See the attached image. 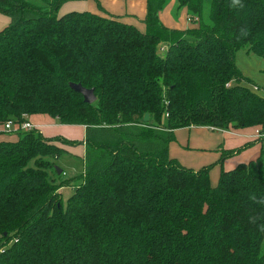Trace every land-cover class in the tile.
Masks as SVG:
<instances>
[{"label":"trees","instance_id":"trees-1","mask_svg":"<svg viewBox=\"0 0 264 264\" xmlns=\"http://www.w3.org/2000/svg\"><path fill=\"white\" fill-rule=\"evenodd\" d=\"M39 1L0 0V131L42 114L85 133L0 140V264H264V205L249 200L264 197V137L258 156L221 169L215 185L209 165L169 153L179 128L264 124V93L235 58L254 52L264 73V0H175L197 18L184 29L161 22L167 0H145L143 30L90 10L58 14L83 0ZM56 142L84 145L65 203L71 178L57 172L67 151Z\"/></svg>","mask_w":264,"mask_h":264},{"label":"crops","instance_id":"crops-1","mask_svg":"<svg viewBox=\"0 0 264 264\" xmlns=\"http://www.w3.org/2000/svg\"><path fill=\"white\" fill-rule=\"evenodd\" d=\"M84 1V0H83ZM88 1V0H85ZM91 2V11L102 14V15H111L113 17H118L120 20L132 23L136 25L135 22H133V7L136 5H139L140 8H143L142 13L143 16L142 19L144 18L145 12H146V2L145 0H89ZM134 3H133V2ZM137 1V2H136ZM172 1V0H171ZM70 2V1H69ZM97 2V3H96ZM174 2L172 1L171 9L168 11H164L165 7L159 12V18L161 22L166 25L167 27L171 28H180L184 29L193 24V22L187 20V12L185 9L181 10H175L174 7ZM129 5V12H125V8L123 6H126L125 4ZM64 5V4H63ZM62 5V6H63ZM62 8V7H61ZM115 12H108V11H114ZM130 17V18H129ZM9 19L4 16V18H0V28L5 26L8 23ZM138 27V25H137ZM140 27V28H139ZM138 28L143 30L141 26ZM241 52H245L247 56L249 55L248 52L252 51H247V50H238L236 52V63L239 65L238 62V54H242ZM255 53L253 52V55ZM239 57L242 58V55H239ZM243 75L246 76L245 72H243L242 68L240 65L238 66ZM262 70V69H261ZM247 77V76H246ZM255 87V85L253 83ZM26 119L29 120L37 130H39V127L46 126V124L51 125L53 122L54 124H57V122L52 119L48 115H31V116H26ZM51 123V124H50ZM59 128H61L62 132L60 134L63 135L66 131H68L67 127L72 128H78L80 130V134L78 138H70L66 137L68 139H83L84 138V133H85V127L82 125H66V124H59ZM1 129V128H0ZM75 130V129H74ZM40 131V130H39ZM179 131H184L186 135V144H184V141H182V144H178L175 140L170 143L169 145V153L170 156L173 158H176L182 165L186 167H190L193 169H198L202 166H206V160L210 159L211 161H215V163L219 162L220 154L222 150H229V149H236L240 146H242L246 142H254L250 144L248 147L242 149V151L233 154L232 156L224 158L222 161L219 162L220 165H217L218 171H214L212 174L210 173V182L212 185H215V180L217 177L220 175L221 169L224 170H229L235 167L237 164L242 163V162H247L260 153V148L261 144L257 140L261 137H264V124L262 126H251V127H245V128H230L226 130L222 129H212L209 127L205 126H190L186 128H179L175 130V134ZM42 132V131H40ZM68 132H73V131H68ZM15 133V132H14ZM60 135V136H62ZM175 135V136H176ZM14 136L13 132L8 133H3L0 131V140L2 139H10V137ZM191 143V144H190ZM181 146V147H180ZM65 150L70 153L73 156H76L80 158L83 162V157H84V145H78V146H63ZM186 149V150H182ZM199 148V149H197ZM198 150V151H192ZM208 149L211 151V153H201L203 151ZM190 150V152H189ZM192 151V152H191ZM218 181V180H217Z\"/></svg>","mask_w":264,"mask_h":264},{"label":"rangeland","instance_id":"rangeland-1","mask_svg":"<svg viewBox=\"0 0 264 264\" xmlns=\"http://www.w3.org/2000/svg\"><path fill=\"white\" fill-rule=\"evenodd\" d=\"M28 1L35 3V4H40L39 0H28ZM124 1H127V0H124ZM172 1H175V0H172ZM172 1L167 0L166 5L164 6L165 7L164 11H168L171 9ZM208 3H209V0H205L206 7H208ZM125 5L126 6H123V8H125V12H129L128 3ZM175 5H176V1L174 2V7H175ZM90 7H91V2L89 0L88 1H85V0L84 1H70V2H66L62 6V8H60V10L58 11V14H62L64 12H67L70 10H78V11L79 10H90L91 11ZM142 10H143V8H140L139 5H136L135 7H133V22L136 23V26L138 25V27L141 26L142 28H144L143 19L141 17V16H143ZM108 12H115V10L114 11H108ZM0 18H4V16L0 14ZM0 25H1V23H0ZM241 53L242 54H238L239 65L242 68L243 72H245V74H247L246 76L251 80V82L247 83V84H249L251 87H254V85H253V83H254L255 85H257V87H255L254 89L256 91H258L259 93H264V73L261 71V69L263 67L262 58L260 56H258L257 54L253 55V52H248L249 55H251V56H247V54L245 52L244 53L241 52ZM239 55H242V58L239 57ZM58 126H60L59 123L54 124V122H53L51 125H48V124H46V126L42 125L41 127H39V130L42 131L41 133L46 137H53L55 135H62V134H60V132H62L61 131L62 129L59 128ZM72 127L73 126H71L70 128L67 127L68 131L69 130L73 131L72 133L66 131L65 133H63L62 136H66V137H70V138H78L79 134H80V130L78 128H72ZM3 133H6V135H7L8 133H11V132H2V134ZM13 135L14 136L10 137L11 139H17L19 136L17 133H14V132H13ZM175 137H176V141L178 144L179 143L182 144L181 143L182 141H184V144H186L185 143L186 142V135H185L184 131H179ZM56 143H57V145H60L61 147H63L60 143H58V142H56ZM197 149H199V148H197ZM182 150H186V149L182 148ZM193 150L194 149H192V151ZM194 151H198V150H194ZM201 151H203L201 153H205V152L211 153V151H209L208 149L201 150ZM189 152H190V150H189ZM55 161H56L55 165H57L58 167L60 166V167H62V169H64V174L62 175V177H70L71 178L69 186L62 187L60 190L63 202L65 203L66 199L72 194L74 186L77 185L80 181L79 177H80V173L83 172V162L80 158L73 156L68 152L61 155ZM205 162H206V165L210 166V170H209V179H210V173L212 174L214 171H216V170L218 171L217 165H220V164H219V162L215 163V161L213 162L210 159H207ZM218 178L219 177L216 178L215 183H217Z\"/></svg>","mask_w":264,"mask_h":264},{"label":"built area","instance_id":"built-area-1","mask_svg":"<svg viewBox=\"0 0 264 264\" xmlns=\"http://www.w3.org/2000/svg\"><path fill=\"white\" fill-rule=\"evenodd\" d=\"M196 19L197 18L187 17V20L191 22H193ZM253 88H255V86ZM23 116L26 117V115ZM33 128H35V126L27 119H25L20 123H17L15 120H9L4 124L3 131L4 132L28 131Z\"/></svg>","mask_w":264,"mask_h":264},{"label":"water","instance_id":"water-1","mask_svg":"<svg viewBox=\"0 0 264 264\" xmlns=\"http://www.w3.org/2000/svg\"><path fill=\"white\" fill-rule=\"evenodd\" d=\"M69 86L71 87V89L82 95L84 102L90 104L96 100V96L94 94L93 88H86L78 83H69ZM147 119H148V115L145 114L144 120L146 121ZM55 167L57 168V172L61 173V169L57 165H55Z\"/></svg>","mask_w":264,"mask_h":264},{"label":"clouds","instance_id":"clouds-1","mask_svg":"<svg viewBox=\"0 0 264 264\" xmlns=\"http://www.w3.org/2000/svg\"><path fill=\"white\" fill-rule=\"evenodd\" d=\"M231 7L234 8H243L244 5L242 4L241 0H231ZM249 200L253 204L264 205V197L258 198L255 194L249 196ZM261 217L258 215H251L249 217V222L255 224Z\"/></svg>","mask_w":264,"mask_h":264}]
</instances>
